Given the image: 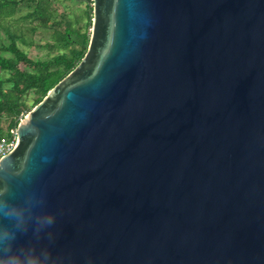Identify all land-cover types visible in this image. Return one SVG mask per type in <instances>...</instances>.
Instances as JSON below:
<instances>
[{"label":"water","instance_id":"95a60500","mask_svg":"<svg viewBox=\"0 0 264 264\" xmlns=\"http://www.w3.org/2000/svg\"><path fill=\"white\" fill-rule=\"evenodd\" d=\"M79 63L5 155L94 264H264V0H91Z\"/></svg>","mask_w":264,"mask_h":264},{"label":"trees","instance_id":"16d2710c","mask_svg":"<svg viewBox=\"0 0 264 264\" xmlns=\"http://www.w3.org/2000/svg\"><path fill=\"white\" fill-rule=\"evenodd\" d=\"M56 0H0V17H12L22 3H27L26 19L39 20L52 29L45 44L53 55L46 59L29 57L16 44V37L7 30L10 42L0 46V138L11 136L20 120L38 104L47 92L63 79L84 56L90 38L92 8L85 11L86 26L55 17ZM91 2V1H90ZM4 53H8L5 56ZM33 93L29 104L27 95Z\"/></svg>","mask_w":264,"mask_h":264},{"label":"clouds","instance_id":"9594fccd","mask_svg":"<svg viewBox=\"0 0 264 264\" xmlns=\"http://www.w3.org/2000/svg\"><path fill=\"white\" fill-rule=\"evenodd\" d=\"M12 167L0 158V264H94L91 255L57 247L58 213L37 179L42 165L21 175Z\"/></svg>","mask_w":264,"mask_h":264},{"label":"rangeland","instance_id":"374dc122","mask_svg":"<svg viewBox=\"0 0 264 264\" xmlns=\"http://www.w3.org/2000/svg\"><path fill=\"white\" fill-rule=\"evenodd\" d=\"M91 0H56L53 2V7L57 9L55 17L65 21H71L74 24L79 21L76 26H86L88 19L85 16V11L92 8ZM28 11L27 3H22L18 11L9 18L0 17V46L7 45L10 38L7 30L16 37L17 46L23 50L29 57L34 59H46L53 55L54 52L49 53L45 46L50 41L52 29L49 27H42L40 21L31 22V19H26L25 15ZM92 22V21H91ZM91 22H89V30L91 32ZM8 56V53H4ZM33 93L27 95L28 103L33 99Z\"/></svg>","mask_w":264,"mask_h":264},{"label":"built area","instance_id":"2783aa9c","mask_svg":"<svg viewBox=\"0 0 264 264\" xmlns=\"http://www.w3.org/2000/svg\"><path fill=\"white\" fill-rule=\"evenodd\" d=\"M16 142V130L11 136L0 138V158L7 155L15 146Z\"/></svg>","mask_w":264,"mask_h":264}]
</instances>
